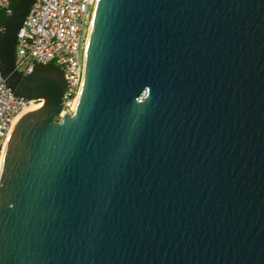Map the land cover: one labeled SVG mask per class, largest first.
<instances>
[{
    "label": "water",
    "instance_id": "obj_1",
    "mask_svg": "<svg viewBox=\"0 0 264 264\" xmlns=\"http://www.w3.org/2000/svg\"><path fill=\"white\" fill-rule=\"evenodd\" d=\"M0 74L42 100L0 170V264H264V0H97L73 110L63 71Z\"/></svg>",
    "mask_w": 264,
    "mask_h": 264
},
{
    "label": "built area",
    "instance_id": "obj_2",
    "mask_svg": "<svg viewBox=\"0 0 264 264\" xmlns=\"http://www.w3.org/2000/svg\"><path fill=\"white\" fill-rule=\"evenodd\" d=\"M96 1L35 0L17 32L14 65L18 72L28 73L35 64H52L64 73L62 110L56 120L75 110ZM10 9L9 0H0V10ZM34 101L15 96L0 74V167L14 119Z\"/></svg>",
    "mask_w": 264,
    "mask_h": 264
},
{
    "label": "bare ground",
    "instance_id": "obj_3",
    "mask_svg": "<svg viewBox=\"0 0 264 264\" xmlns=\"http://www.w3.org/2000/svg\"><path fill=\"white\" fill-rule=\"evenodd\" d=\"M91 27V26H90ZM90 31V29H89ZM88 40V39H87ZM77 101V100H76ZM43 101L42 100H37L35 103H31L29 106L26 107V109L22 110L14 119L13 121V126H12V130L11 133L15 127V125L18 123V121L25 115V113L30 110V111H34L36 110L38 107H40L42 105ZM3 162V160H2ZM2 166V165H1ZM1 170V167H0Z\"/></svg>",
    "mask_w": 264,
    "mask_h": 264
},
{
    "label": "trees",
    "instance_id": "obj_4",
    "mask_svg": "<svg viewBox=\"0 0 264 264\" xmlns=\"http://www.w3.org/2000/svg\"><path fill=\"white\" fill-rule=\"evenodd\" d=\"M10 1V8H12L16 2V0H9ZM7 12L0 10V26L2 25L4 19L6 18Z\"/></svg>",
    "mask_w": 264,
    "mask_h": 264
},
{
    "label": "rangeland",
    "instance_id": "obj_5",
    "mask_svg": "<svg viewBox=\"0 0 264 264\" xmlns=\"http://www.w3.org/2000/svg\"><path fill=\"white\" fill-rule=\"evenodd\" d=\"M36 101H34L33 103H35Z\"/></svg>",
    "mask_w": 264,
    "mask_h": 264
}]
</instances>
